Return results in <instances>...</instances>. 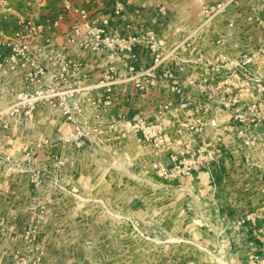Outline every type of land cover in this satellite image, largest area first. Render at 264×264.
Segmentation results:
<instances>
[{
	"label": "crops",
	"instance_id": "crops-1",
	"mask_svg": "<svg viewBox=\"0 0 264 264\" xmlns=\"http://www.w3.org/2000/svg\"><path fill=\"white\" fill-rule=\"evenodd\" d=\"M123 1H126L125 10L119 15L113 13L115 0H70V3L73 8H85L91 18L107 17V32L109 34L121 35L126 32H141L152 28L159 35H165L164 37L169 42L168 45L174 48H171L172 53L159 64L155 72L159 75L169 72L172 77L177 78L179 84H182V99L169 90L167 84L156 83L145 92H139L131 81L125 80L115 85L110 104L103 108H98V104H91L92 100L100 98L103 91L97 83L106 66V58L102 52H92L81 48L78 44L67 42V37L71 34L73 26L82 25V31L86 30L84 25L86 20L77 12L65 9L59 0H54L48 3L47 7H43L44 34L36 37L32 43L34 48L42 52L66 44V57L76 67L71 70L65 85L77 89L76 94H78L80 105L84 112L88 113V119L92 124H98L99 129H104H101L99 133L104 135L106 140L116 142L117 146L113 152L117 154L115 156L125 162V164L104 166L105 171L108 173H128L129 171L143 173L144 167L139 162L128 165L129 150L126 146L132 144L133 149L136 150L132 155L139 161H143L144 158L150 160L156 157V152L151 155L146 154L147 146L144 143L141 144L133 137V134H128L126 131L109 133L108 123L131 111H146L171 100L174 102L173 107L166 112L168 114L165 113L166 115L163 116V123L170 135L171 149L177 150L186 142L194 145L198 137H200V141L210 139L208 134L212 136V134H220V132L217 128H211L207 123H205L204 133L201 132L197 134V138L194 136L191 137L192 139L180 137L176 126L185 111L194 107V102L190 99L200 92L192 84L193 82L188 83V80L198 74L208 77L214 72L203 66L201 70H198V65H194L198 54L188 53L185 46L189 44L180 43L184 37L180 36L182 30L192 28L199 21L197 16L199 0ZM28 3L30 4V2ZM28 3L25 5H29ZM159 4H164L162 13H159ZM248 9V5H240L238 7L239 14ZM58 14H62V18L55 24L54 18ZM11 19L9 29L15 30L18 28L17 18L12 16ZM2 25L4 26V23ZM247 26L251 27L249 24ZM243 29L238 26L232 32V36L225 43L222 42L224 46L221 48L222 43L215 46L209 42L208 38L203 37L196 40L195 43H191L201 52L199 55L203 60L209 51H213L214 47L216 50H224L231 43L239 44L242 37H245L246 31H242ZM254 29L257 27L252 26L249 33L255 34ZM251 43L255 45L256 40H252ZM150 62L149 52L143 48L140 49L138 65L146 66ZM117 72L119 75H124L120 64L117 65ZM224 75L225 72L217 71L215 76ZM46 78L47 76L42 74L40 81L43 82ZM28 84L22 68L16 67L10 70L9 65H6L0 70V264H23L24 261L16 259L15 255L25 252L27 244L23 237L24 231L32 226H36L38 236L42 238L45 250L44 260L46 259L44 264H49V258L60 250V238L65 233L63 224L65 205L72 206L75 212L74 222L86 218L84 217L86 214H83L85 208L80 207L83 202H77L73 197L59 196V194L51 196L43 182V178L47 175L45 172L39 174L40 180L32 179L34 170H43L45 165H41H47L49 151H53L52 149L40 151L38 157L33 159V167L28 170H18L10 165L13 159L21 158L34 141H57L70 130L69 123H66L57 112L55 113L54 106L45 102L38 105L40 111L33 120L21 122L17 120L18 116L10 113L9 107L14 101L16 93L24 89H31V87H27ZM30 84V86H34L33 82ZM201 88L203 87L201 86ZM203 115H206L205 112ZM224 117H227V114H224ZM204 120H207L206 116ZM220 121H222V117ZM253 129L256 137L264 140V125L255 124ZM221 140L225 149H228V154L226 158H220V161L213 165L212 175L209 176L205 170H201L183 178L177 186L176 189H183L190 195L189 198L184 196L185 200L183 201L181 199L177 202L173 200L172 204L182 209L180 213H170L167 218L162 217L161 199L153 193L152 203L158 204V210L154 212L158 214H155L154 217L158 221H167L168 219L173 226H184V231L178 228L179 232H173L174 234L171 232L168 235H178L182 230L184 235L195 240L200 238L201 243L210 247L216 245L214 237L222 240L223 248L226 252L231 253L232 264H242V255L248 246L244 241L248 240L257 246H264V147L261 148L255 144L253 163L248 165L236 149L235 140L231 136L223 133ZM112 147L114 146L110 147L111 151ZM163 158H166L165 155ZM75 161L76 159H74V163ZM45 167L47 171V166ZM73 173L74 177L78 174L77 172ZM142 183L139 181H108V189H118L120 195L89 199V202L86 203L90 207L93 206L89 210L93 214L88 215L97 216L100 205L105 206L106 209L110 208L111 211L108 212V215L104 213L105 217L108 216V220H112L113 216H124L128 212L139 215L146 204L141 191L145 189L146 184ZM152 185L154 184L152 183ZM130 190L136 191L129 197ZM153 190L157 189L153 188ZM113 211H115V215ZM198 212L200 215L197 214ZM247 212H255L258 215L256 226L247 224L238 231L232 230L229 223ZM202 220L211 223V227L200 226L199 223ZM258 228L262 229V233L258 231ZM170 230L172 231V229ZM190 259L187 257L184 261ZM192 259L195 260L194 257ZM195 262L198 264L197 261Z\"/></svg>",
	"mask_w": 264,
	"mask_h": 264
},
{
	"label": "rangeland",
	"instance_id": "rangeland-1",
	"mask_svg": "<svg viewBox=\"0 0 264 264\" xmlns=\"http://www.w3.org/2000/svg\"><path fill=\"white\" fill-rule=\"evenodd\" d=\"M115 1L122 2L126 6V1ZM28 2H30V4ZM51 2L43 0H0V31L10 32L14 30L9 29L12 16L17 18V23L21 18H25L26 15L27 17L31 16L29 18L43 23V7H47L48 3ZM26 3L29 5H25ZM197 5V16L199 21L192 28L182 30V35L180 36L184 37L183 39L181 38L182 40H180V43L185 42V44H189L185 46L188 53L198 54L195 58L196 61H194V65H198L199 67L198 70H201L203 66L213 71L214 74L208 75V81L205 83L202 82L200 74L196 75L194 78H190L193 82L192 84L197 87L200 92H198L197 96L190 99L191 101L193 100L194 107L189 111H185V114L180 118L181 123H188V125H190L193 118L201 117L203 120L205 116L209 118L212 115L210 113L211 110L208 109L204 116L201 109L198 108L201 104H209L217 108L221 105V97L223 95L226 97L233 95V93L222 94L219 91L218 86H220L219 81L222 76L216 77V72L223 71L225 74H229L232 71H237L239 79H235L237 89H235L236 102L233 107H238V112L245 118L256 115V124L264 125V85H262V83L264 84V56L257 54L259 49L264 47V0H199ZM240 5H248L249 9L239 14L238 7ZM27 6L29 7L27 8ZM158 9L159 13L164 12V4H159ZM3 23L4 26L2 25ZM247 24L251 27H248ZM245 25L246 27H244ZM238 26H241V29L244 27L242 31H246L245 37H242V41L239 44L231 43V45L226 46L224 50H216L213 46V51H209L206 58L201 60L199 55L201 52L191 42L195 43L196 40L203 37L208 38L209 42L215 46L221 44L223 41L225 43ZM252 26L257 27V29H254L255 34L252 31V33H249ZM17 29L18 28L15 30ZM184 31L186 32L184 33ZM146 32H151L155 37L164 39L167 45L166 53H172L173 50L171 48L174 47L168 45L169 42L166 37H164L165 35H159L152 28H147L141 32H126L123 34L139 36ZM252 40H256L255 45L251 43ZM223 46L224 44L222 43L220 48ZM142 48L147 50L151 55L149 48L145 46L136 47L137 59L134 62L133 60L129 61L130 64L134 65L136 71L144 70L151 66L152 63L151 55V62L148 65H138V52ZM248 56H250L251 59L245 61V58ZM231 61H238V64L233 66ZM130 77L129 75L126 78L124 75H119L118 72L113 74L112 80L114 82L111 85V97L117 83L129 80L133 84V79ZM171 79L174 78L163 76L162 74L160 77V81L162 82L160 83L169 86L168 83ZM100 80L101 78L97 84L100 83ZM143 81L147 84L146 89L142 91L145 92L154 84L152 83L154 77L152 75H145ZM201 86L203 88H201ZM176 94L179 95L180 98L182 97V92ZM104 100L105 98L102 97L101 102L97 105L98 108H103L105 105H108L103 103ZM168 102H172L173 107L174 102L171 100L163 104ZM42 103L41 101L36 103V107L32 109V116L30 117H25L20 112H18L20 115H14L18 116L17 120L21 122L33 120L40 111L38 105ZM66 103L69 108H62L60 105L51 106H54L53 110H55V113L57 112L66 123H69L70 130L57 141H34L24 155L21 158L13 159L11 164L18 170H28L33 167V159H35L40 151L52 149L53 151H49L50 154L47 165H41L47 166V171L45 170V166L43 170H34V172H32V179L40 180L38 177L40 176L39 174L45 172L47 175L43 178V182L51 196L55 194V196H57L59 194V196L64 195L66 198L73 197L77 202H83L80 207L85 208L83 214H86L84 215L86 218L83 220H76V222L73 220L75 212L72 206H67L68 204L65 205L63 223L65 225V233L64 236L60 238V250L53 254V257L49 258V264H186L189 261H197L198 264H232L230 259L231 253L226 252L223 248L222 240L214 237L213 239L216 245L214 247L206 246L201 243L200 238L195 240L184 235L183 225L173 226L172 222H169L168 219L167 221H158V219H155L154 215L158 213L154 212L158 210V204L152 203L154 194H157V198L159 197L161 199V216L164 218H167V215L170 213H180V210H182L179 209V206H174L172 204L174 201L177 202L179 199L183 201L185 200L184 196L187 198L190 197L183 189H176L181 180L174 183L166 182L154 172L152 167V162L156 158H160L166 162L168 161V153L171 149L170 141V149L160 150L153 149L147 140L146 142H141V144L144 143V145L147 146V151H145L146 154L151 155L156 152V157L150 160L144 158L143 161L136 160V157L132 155L136 150L133 149L132 144L127 145L126 148L129 150L128 165L130 166L131 164L139 162V164L144 167V172L136 173L129 171L128 173H108L105 171V168H103L104 166L107 167L110 164H125L124 160L115 156L117 154L113 152V149L117 146L116 142L108 141L104 135H100L99 132H101V129H104H99L100 126L98 124H92L90 122L88 113H85L80 105L78 94L74 93L70 98L66 97ZM252 103H257L258 107L250 110L249 106ZM161 105L141 112H148L150 114L149 124L155 125L156 122L157 127L154 128L156 132L160 131L161 134L166 133L170 138L169 131L163 123V116L168 114L166 113L168 110L161 114L159 118L152 119V111ZM230 106L232 107V105ZM195 108L198 109L195 111ZM138 111L140 110L131 111L126 115L118 117L117 120L108 123V132L115 134L114 131H119L120 133L126 131L128 134H133V137L137 139L138 133L137 130H135L137 128H130L123 119ZM230 111L231 110H228V113H220L219 119L221 117L222 120L228 118ZM224 114H227V117H224ZM49 126L52 127L51 125ZM176 127L178 128L179 136L187 138L196 137L197 134L201 132L204 133L205 131V124H198V128L201 129L192 133L191 136H188L189 132L186 130V126L180 124ZM138 130L142 133L141 129ZM192 130L194 131V129ZM145 131L148 135L153 129L145 128ZM207 136L210 137V140H214L217 135L212 134L211 136L208 134ZM197 139L194 145L186 142L177 150L196 148L202 141H200V137ZM254 143L258 147H264V140L260 137H256ZM235 145L236 149L241 153L245 163L248 165L253 163L255 155L254 147L251 150V156L246 159L243 155V150L237 146L236 142ZM111 146H114L112 147V151L110 148ZM225 152L227 153L220 156L216 162L220 161V158L227 157L228 149H225ZM164 155L166 158H163ZM74 159H76L75 163ZM216 162H214L213 165ZM73 172H77V176L74 177ZM207 173L209 176L212 175L211 172ZM108 181H139L143 182L142 184H146L145 189L141 190L144 194L146 204L139 215L128 212V214L124 216H113L112 220H108V216L105 217L104 213L108 215V212L111 210L110 208L106 209L105 206L102 205L98 206L97 216L88 215L93 214L89 211L93 206L90 207V205L86 203L89 202V199L116 197L120 195V190L113 188L108 189ZM152 183L154 185H152ZM153 188L157 190H153ZM135 191L136 190H130L128 196L130 197L131 194H135ZM113 213L115 215V211H113ZM199 213L200 212L197 214L200 215ZM249 213L251 212L244 213L243 215ZM235 220L229 223L231 229L234 231H238L240 228H243L244 225H247L243 224L236 227ZM199 225L205 228L211 227V223L204 220H202V222L200 221ZM178 228L183 230L180 231V234L168 235L171 232L172 234H174L173 232H179L178 230L180 229ZM170 229H172V231ZM260 233H262V231ZM244 243L248 246L242 255V264H247L248 261L251 260L252 252L264 256V246H257L252 241L248 240L244 241ZM249 243H252L251 246ZM251 247H255L256 249L252 250ZM41 248L42 253H34L33 259L36 260V257H38L37 263L44 264L46 259L44 260L45 250L43 243ZM190 248H193V251ZM187 257L191 259L185 262L184 260ZM192 257H194L195 260L192 259Z\"/></svg>",
	"mask_w": 264,
	"mask_h": 264
},
{
	"label": "built area",
	"instance_id": "built-area-1",
	"mask_svg": "<svg viewBox=\"0 0 264 264\" xmlns=\"http://www.w3.org/2000/svg\"><path fill=\"white\" fill-rule=\"evenodd\" d=\"M51 2L54 0H43ZM63 7L67 10L77 12L86 21L84 25L86 30L82 31V25H75L71 29V34L67 37V42L72 44H78L81 48L92 51L102 52L106 58V66L103 70L100 85L103 88V92L99 99L92 100L91 104H99L101 98L104 97V104H109L111 101V93L113 84V74L117 73V65L124 70V76H131L133 79V86L139 92L146 89L147 84L143 81L145 75H152L154 81L152 83H160L161 75L155 72V69L159 64L171 53H166V41L162 38L155 37L151 32H146L141 35H112L107 32V17L91 18L85 8H73L70 0H59ZM125 10V5L122 2L115 1L113 5V13L121 14ZM62 18V14H58L54 20L56 24ZM45 25L42 22L36 21L32 18H21L18 22V29L10 32L0 31V70L9 65V69L16 67L24 69V75L29 82L27 87L31 89H24L16 93L14 101L11 103L9 110L11 114L22 113L25 117L32 116V109L36 107L38 101L48 103L49 105H60L62 108H69L66 103V97L70 98L76 93V88L66 87L68 75L71 70L76 67L66 57L65 49L66 44H62L54 47L50 51L42 52L33 47V41L36 37L43 35ZM145 46L149 48L152 55L151 66L144 70L136 71L133 62L137 59L136 47ZM257 54L264 56V47L260 48ZM250 56L245 58V61H249ZM232 65L238 64V61L232 62ZM231 65V66H232ZM45 74L46 80L41 82L40 76ZM163 76L172 77L171 73H166ZM169 80V88L174 93H180L182 91V84L180 85L178 79ZM235 79H239L237 71H232L229 74L222 76L219 81L218 89L222 94H230V97L222 96L221 105L217 108L209 104H201L199 109L202 113L211 110L212 114L207 120H203L201 117H196L191 120L190 125L188 123L178 122V125L182 124L186 126L188 130V136L197 132L199 129L198 124L203 125L207 123L211 128L218 129L220 134H216L214 140L204 139L200 142L196 148L182 149L173 151L169 146V137L166 133L156 132L155 125H150V114L147 112H135L131 116L125 117L123 120L130 128H137L138 140L140 142L149 141L150 145L155 150L170 149L168 153V161H164L160 158H156L152 162L154 172L164 181L174 183L180 181L183 178L201 171L211 172L212 165L216 160L223 156L225 148L222 145L221 134H227L235 140L237 146L243 150V155L247 159L251 156V150L255 149L254 140L256 134L253 130V125L256 124V115L250 118L243 117L239 112L238 107L235 105ZM202 82H207V76H201ZM30 82L34 83V86H30ZM188 83H192V80H188ZM262 85H264L262 83ZM233 98V99H231ZM232 105V107L230 106ZM172 107V102L165 103L152 111V119L159 118L161 114L169 110ZM258 107L257 103H252L249 109ZM195 108V111L198 109ZM68 110V109H67ZM231 110L229 117L220 121L219 114L225 113ZM228 113V112H227ZM20 115V114H18ZM198 116V115H197ZM203 120V121H202ZM135 127V128H134ZM145 128L151 131L146 134ZM138 129L142 130V133ZM194 129V131L192 130ZM11 165V164H10ZM12 167V165H11ZM257 214L251 212L249 214L240 216L236 219V227L243 224H250L256 226ZM261 232L262 229L258 228ZM24 239L26 241V250L24 253L16 254L15 258L20 261H24L23 264H39L37 259H33V254L42 253V238L38 236L36 226L27 228L24 231ZM250 246L252 243H249ZM252 250L256 249L251 247ZM187 264H195L193 261L187 262ZM247 264H264V256L252 252L251 260Z\"/></svg>",
	"mask_w": 264,
	"mask_h": 264
}]
</instances>
